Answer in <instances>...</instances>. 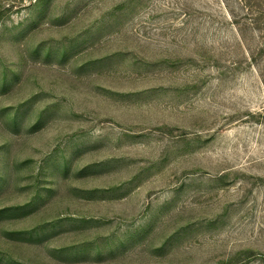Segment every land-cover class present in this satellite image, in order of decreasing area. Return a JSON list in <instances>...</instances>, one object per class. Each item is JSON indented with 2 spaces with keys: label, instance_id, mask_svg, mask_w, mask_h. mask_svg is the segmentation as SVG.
Masks as SVG:
<instances>
[{
  "label": "rangeland",
  "instance_id": "1",
  "mask_svg": "<svg viewBox=\"0 0 264 264\" xmlns=\"http://www.w3.org/2000/svg\"><path fill=\"white\" fill-rule=\"evenodd\" d=\"M0 264H264V0H0Z\"/></svg>",
  "mask_w": 264,
  "mask_h": 264
}]
</instances>
